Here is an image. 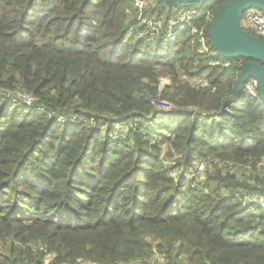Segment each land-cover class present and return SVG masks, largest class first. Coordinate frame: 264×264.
I'll use <instances>...</instances> for the list:
<instances>
[{
  "label": "trees",
  "instance_id": "trees-1",
  "mask_svg": "<svg viewBox=\"0 0 264 264\" xmlns=\"http://www.w3.org/2000/svg\"><path fill=\"white\" fill-rule=\"evenodd\" d=\"M230 1L201 3L205 52L143 37L133 0H0V264H264V211L242 201L264 185V101L247 82L233 100L249 59L209 36Z\"/></svg>",
  "mask_w": 264,
  "mask_h": 264
},
{
  "label": "built area",
  "instance_id": "built-area-1",
  "mask_svg": "<svg viewBox=\"0 0 264 264\" xmlns=\"http://www.w3.org/2000/svg\"><path fill=\"white\" fill-rule=\"evenodd\" d=\"M152 3H156L157 6L161 4L158 2V0H133V14L139 27L143 28L144 30L143 37L150 40H153L159 36L170 38L177 33L189 31L193 35L195 34L198 36L203 51H210L211 48L205 37V27L198 28L194 24V20L201 16V4H198L199 6L195 4H182L174 8L172 12H169L170 16L166 19L164 17L162 18V16L160 18L158 16L155 18L149 13V7ZM242 23L246 27L254 30L258 35L264 36V13L262 11L255 8L248 9L242 16ZM212 56L215 55L212 54ZM226 64L228 65L230 62L228 61ZM190 80L194 82L192 85L197 88L209 87L211 85L210 80L205 76H196ZM246 89L250 95L256 96L259 90L258 82L253 78L250 79L246 84ZM24 99L27 103L31 104L34 100V97L26 95ZM58 120L63 122L64 118L60 117ZM206 170L207 164L205 162L198 163L195 167V176L203 178ZM174 175H176V173H174ZM242 201L246 210L250 213L257 214L260 209L264 211V185L260 193L245 192ZM38 249L45 250L42 246H40ZM53 256V254L46 251L43 264H51ZM75 264L100 263L80 259ZM119 264H166L165 254L155 250L152 256L147 260H131L129 262Z\"/></svg>",
  "mask_w": 264,
  "mask_h": 264
},
{
  "label": "water",
  "instance_id": "water-1",
  "mask_svg": "<svg viewBox=\"0 0 264 264\" xmlns=\"http://www.w3.org/2000/svg\"><path fill=\"white\" fill-rule=\"evenodd\" d=\"M209 0H158L166 2L169 10L182 4H201ZM264 11V0H231L211 18L209 36L216 51L225 58L249 59L241 70L237 81L236 95L250 79L258 82L259 93L264 101V40L247 33L241 27V19L248 9ZM260 63V64H259Z\"/></svg>",
  "mask_w": 264,
  "mask_h": 264
},
{
  "label": "rangeland",
  "instance_id": "rangeland-1",
  "mask_svg": "<svg viewBox=\"0 0 264 264\" xmlns=\"http://www.w3.org/2000/svg\"><path fill=\"white\" fill-rule=\"evenodd\" d=\"M163 4V5H162ZM162 5V6H161ZM195 5H198V4H195ZM160 6V7H159ZM199 6V5H198ZM169 8H168V4L166 3V2H164V3H161L160 5H158L157 6V4L155 3H152V4H150V7H149V13L153 16V17H159L160 16V14H163V15H166L168 12H172L173 11V9L172 10H169ZM190 83L191 84H193L194 82L192 81V80H190ZM171 85V80H170V78H168V77H162V79H161V82H160V87L161 88H165V87H168V86H170ZM169 110H171V107H170V109H168V111ZM127 128L126 127H124V128H118L117 127V129H116V133L118 134V135H122V136H125V134L127 133ZM164 134V136H169V134H168V132H164L163 133ZM168 150V145L167 144H165L164 146H163V149L161 150V153H162V155H165V153H166V151ZM261 164V166H263L264 167V158H263V160H262V162L260 163ZM242 169H239L241 172H238V174H239V176H238V178L239 179H249V182L251 183V184H259L258 183V181H257V176H256V172L255 171H253V169H250V168H245L244 166L243 167H241ZM244 169L245 170H247L246 172L244 171ZM207 172V171H206ZM232 176L234 175V171H230L229 172ZM241 173V174H240ZM257 174L258 175H260V173L259 172H257ZM204 176H205V174H204ZM204 176H203V178H204ZM200 179H202V178H200Z\"/></svg>",
  "mask_w": 264,
  "mask_h": 264
},
{
  "label": "crops",
  "instance_id": "crops-1",
  "mask_svg": "<svg viewBox=\"0 0 264 264\" xmlns=\"http://www.w3.org/2000/svg\"><path fill=\"white\" fill-rule=\"evenodd\" d=\"M169 11V10H168Z\"/></svg>",
  "mask_w": 264,
  "mask_h": 264
}]
</instances>
